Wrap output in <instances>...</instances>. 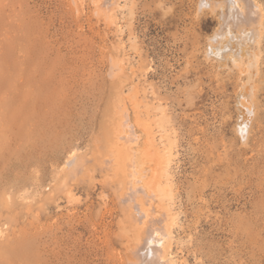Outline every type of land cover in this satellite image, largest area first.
Returning a JSON list of instances; mask_svg holds the SVG:
<instances>
[{
	"label": "rangeland",
	"instance_id": "rangeland-1",
	"mask_svg": "<svg viewBox=\"0 0 264 264\" xmlns=\"http://www.w3.org/2000/svg\"><path fill=\"white\" fill-rule=\"evenodd\" d=\"M257 1L255 43L223 0H0V264H138L152 219L160 264H264Z\"/></svg>",
	"mask_w": 264,
	"mask_h": 264
},
{
	"label": "bare ground",
	"instance_id": "bare-ground-1",
	"mask_svg": "<svg viewBox=\"0 0 264 264\" xmlns=\"http://www.w3.org/2000/svg\"><path fill=\"white\" fill-rule=\"evenodd\" d=\"M212 1V0H211ZM210 0H200V2H199V9L201 10V12H204V10H206V8L207 7H209L210 5V3L209 2H211ZM213 2H215V1H213ZM218 2V1H217ZM212 3V2H211ZM216 5H218V4H216ZM211 6H212V4H211ZM219 6V8L218 7H216V8H214V9H220V7H221V10H220V16H218V22H219V24H220V26H219V29H222V31L224 30H227V32L229 31V32H231L232 30H231V26L233 25V26H240V30H239V35H241L242 34V36L243 37H245L246 38V40H247V38L250 36L251 37V35L250 34H252V32H253V30L254 29H252V30H248L247 29V25H250V24H252V22L254 21V19L258 16L257 15V13H258V11H260L261 10V5L258 3V1L257 0H223V3L221 4V5H218ZM213 7H215V6H212V8ZM210 9H211V7H210ZM208 10V9H207ZM212 13H214V11L212 12ZM215 13H216V11H215ZM214 13V14H215ZM203 14V13H202ZM263 15V14H262ZM199 16V15H198ZM260 16V15H259ZM261 18V17H260ZM263 18V17H262ZM256 21H257V19H256ZM259 22V21H258ZM259 25H258V27H259V29L257 28H255V30H257V32L259 33V32H261L262 31V22H259L258 23ZM242 26V27H241ZM235 28H237V27H235ZM251 28H253V27H251ZM218 30V29H217ZM231 30V31H230ZM219 31V30H218ZM217 32V31H216ZM220 32H221V30H220ZM219 32V35H221V33ZM226 32V31H225ZM224 32V33H225ZM227 32H226V34H227ZM228 32V33H229ZM233 33H234V31H232ZM236 32V31H235ZM253 33H256V31L255 32H253ZM262 33H264V32H261V34ZM261 34H258V35H261ZM239 35L237 34V35H235L234 34V36L235 37H239ZM257 35V34H256ZM256 35H255V38H256ZM232 36H233V34H232ZM235 37H232L233 39L235 38ZM252 37H253V39H254V36H253V34H252ZM223 39H225L226 41H229L228 39L229 38H227V37H222ZM222 38L220 39L221 41H224V40H222ZM260 38V37H259ZM262 38V37H261ZM218 39H219V37H218ZM217 39V40H218ZM235 39H237V38H235ZM234 39V40H235ZM240 38H238V40H239ZM252 39V38H251ZM250 39V40H251ZM252 39V40H253ZM215 40V39H214ZM220 40H219V43H220ZM234 40H232V42H234ZM241 40H243V38H241ZM245 40V39H244ZM249 40V39H248ZM256 40H257V38H256ZM255 39L253 40V41H256ZM225 42V41H224ZM224 42H222V43H220V44H226V42L224 43ZM252 42V41H251ZM250 42V43H251ZM258 42H259V40H258ZM227 43H229L230 44V42H227ZM249 43V44H250ZM255 43H257V41L255 42ZM261 43V42H260ZM227 46H228V44H226ZM232 45H234V44H232ZM221 46V45H220ZM231 46V45H230ZM222 47V46H221ZM229 47V46H228ZM236 47V46H235ZM237 47H238V45H237ZM244 47H246V46H244ZM231 48V47H230ZM240 48V47H239ZM251 48V47H250ZM224 49H225V46H224ZM242 50V49H241ZM250 50H252V49H250ZM221 51V50H220ZM247 52V51H246ZM239 53H241V51L239 50ZM238 53V54H239ZM232 54H234V53H232ZM231 55V54H230ZM240 55V54H239ZM256 55V54H255ZM234 56V55H233ZM231 57H232V55H231ZM230 57V58H231ZM239 58V57H238ZM242 58H243V56H242ZM241 58V59H242ZM240 59V58H239ZM237 60V59H236ZM251 104V103H250ZM249 104V105H250ZM252 105V104H251ZM245 121V120H244ZM243 121V122H244ZM245 123V122H244ZM247 123V122H246ZM241 125V124H240ZM245 127H247V126H245ZM239 129H241V128H239ZM248 129V128H247ZM242 131H244V129L243 130H241V132ZM243 133V132H242ZM244 134V133H243ZM149 150H146L145 152H143V158H142V160L140 161L141 163V165L140 164H138V165H140V166H134L133 168H134V170H137L138 171V173H135L134 174V178H133V184H132V190H131V192L133 193V195H136V194H138V193H144V194H147V195H149V196H153V195H155V193L158 191L157 189H158V177H160V176H158V173H157V170H158V164L157 163H159V162H155L154 163V160H152L151 158H150V153L148 152ZM152 154V153H151ZM152 156H153V154H152ZM75 157V156H74ZM153 158V157H152ZM154 158H156L155 156H154ZM153 158V159H154ZM75 161V160H74ZM69 162H71L70 160H69ZM68 162V163H69ZM72 163H74V162H72ZM72 163H69V167L70 166H74V164H72ZM75 163H76V161H75ZM139 163V162H138ZM77 164V163H76ZM78 165V164H77ZM146 165H148L149 167H151L152 166V176H151V179L149 180V181H146L145 180V178H146V174L144 173L145 172V166ZM76 166V165H75ZM74 166V167H75ZM68 167V166H67ZM68 167V168H69ZM76 169V168H75ZM78 169V168H77ZM73 170H74V168H73ZM71 171V170H70ZM77 173V172H76ZM68 178H69V176H68ZM68 178H66V180L64 181L66 184H64V186H59V188H58V190H59V192H63L64 190L66 191L65 193H67V195L70 197V194L72 193V186H71V183L72 182H70V180L68 179ZM135 178H137L136 180H135ZM150 178V177H149ZM147 179V178H146ZM63 183V182H62ZM61 184V183H60ZM130 183H129V185H131ZM131 187L129 188V190L131 189ZM117 191V190H116ZM120 194V197H118L117 195L118 194H116V196H117V198H120V202L122 203V202H128L129 203V205L128 206H130L134 211H136V208H137V205L136 204H134L133 203V197L129 194L130 192H128L127 190H126V192L125 191H121V192H119ZM146 195V196H147ZM142 196V195H141ZM149 196H148V198H149ZM131 197H132V199H131ZM147 198V197H146ZM119 202V203H120ZM120 203V204H121ZM123 205V204H122ZM128 208V207H127ZM130 208V209H131ZM75 209V208H74ZM123 210V209H122ZM130 211V210H129ZM126 211H124V213H125ZM127 213H128V211H127ZM141 213V212H140ZM142 213H144V212H142ZM131 214V213H130ZM126 215V214H125ZM135 215V214H134ZM157 219V218H156ZM137 220H140V219H137ZM153 220V221H152ZM151 221L152 222H150V224L149 225H147L146 227H145V229H144V236H145V243L143 244V248H142V250L144 251L143 253V258H142V260L141 261H139V263L138 264H160V259H159V256H160V249L161 248H163V245H164V242H165V240L167 239V237H168V235H169V233H168V231H167V229H166V226H165V224L166 223H164V225H162L161 223H159L158 221H156L155 219H152ZM159 220V219H158ZM143 221V220H142ZM164 221V220H163ZM145 225V224H144ZM1 230V229H0ZM0 233H1V231H0ZM142 239H143V237H142ZM161 257V256H160ZM164 261V260H163ZM162 263V262H161Z\"/></svg>",
	"mask_w": 264,
	"mask_h": 264
}]
</instances>
